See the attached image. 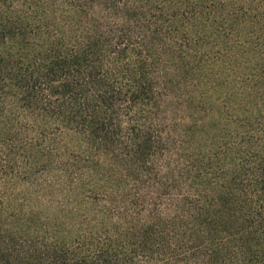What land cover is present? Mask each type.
Instances as JSON below:
<instances>
[{
	"label": "trees",
	"instance_id": "obj_1",
	"mask_svg": "<svg viewBox=\"0 0 264 264\" xmlns=\"http://www.w3.org/2000/svg\"><path fill=\"white\" fill-rule=\"evenodd\" d=\"M0 264H264V0H0Z\"/></svg>",
	"mask_w": 264,
	"mask_h": 264
}]
</instances>
